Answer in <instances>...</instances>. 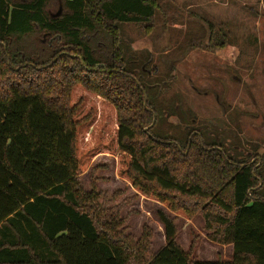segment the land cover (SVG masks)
<instances>
[{"label": "trees", "instance_id": "16d2710c", "mask_svg": "<svg viewBox=\"0 0 264 264\" xmlns=\"http://www.w3.org/2000/svg\"><path fill=\"white\" fill-rule=\"evenodd\" d=\"M156 9L0 0V264H264V147L237 152L193 131L175 140L171 116L124 68L117 25L150 24ZM98 156L173 215L157 213L156 254L146 227L135 239L95 182L79 183ZM198 213L211 241L232 246L231 261L197 262L176 244V218Z\"/></svg>", "mask_w": 264, "mask_h": 264}, {"label": "rangeland", "instance_id": "374dc122", "mask_svg": "<svg viewBox=\"0 0 264 264\" xmlns=\"http://www.w3.org/2000/svg\"><path fill=\"white\" fill-rule=\"evenodd\" d=\"M156 4L152 23L117 25L125 70L137 76L149 103L158 104V115L164 111L171 116L175 140L185 139L191 130L182 120L194 121L203 125L196 129L206 144L236 146L237 152L245 153L260 147L262 153L264 0H156ZM47 10L56 12L54 6ZM219 43L224 47H214ZM116 178L113 157L98 156L78 181L85 191L91 190L90 181L95 182L105 203L119 207L124 227L135 239L146 227L151 232L150 251L156 254L165 245L157 213L173 215ZM175 223L176 244L192 260H232V246L208 238L200 213L189 220L177 217Z\"/></svg>", "mask_w": 264, "mask_h": 264}, {"label": "flooded vegetation", "instance_id": "af4514ba", "mask_svg": "<svg viewBox=\"0 0 264 264\" xmlns=\"http://www.w3.org/2000/svg\"><path fill=\"white\" fill-rule=\"evenodd\" d=\"M186 124H188V127L191 129L190 131H193V133H196V134H198V132L199 131H196L195 129H196V127H201V126H196V124H195V122L194 121H192V122H186ZM203 126V125H202ZM214 127V126H213ZM208 128V126L205 128V129H207ZM215 128V127H214ZM231 148H233V149H237V147L236 146H232ZM259 148L260 147H258V150H259ZM263 150V149H262ZM258 152V154H259V151H257ZM248 153H252V151L251 152H248Z\"/></svg>", "mask_w": 264, "mask_h": 264}, {"label": "water", "instance_id": "95a60500", "mask_svg": "<svg viewBox=\"0 0 264 264\" xmlns=\"http://www.w3.org/2000/svg\"><path fill=\"white\" fill-rule=\"evenodd\" d=\"M146 103V100L144 99V104ZM186 119V118H185ZM198 128H200V127H198ZM201 128H204L203 126L201 127ZM206 128V127H205ZM195 130H197V129H195ZM198 131V130H197Z\"/></svg>", "mask_w": 264, "mask_h": 264}, {"label": "crops", "instance_id": "0c3cea01", "mask_svg": "<svg viewBox=\"0 0 264 264\" xmlns=\"http://www.w3.org/2000/svg\"><path fill=\"white\" fill-rule=\"evenodd\" d=\"M111 157V156H110ZM114 159V158H113ZM115 160V159H114ZM117 179V178H116Z\"/></svg>", "mask_w": 264, "mask_h": 264}]
</instances>
